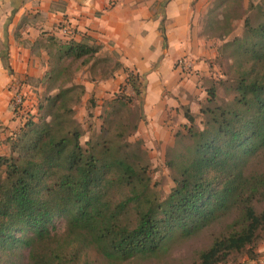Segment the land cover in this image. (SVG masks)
<instances>
[{"label": "trees", "instance_id": "obj_1", "mask_svg": "<svg viewBox=\"0 0 264 264\" xmlns=\"http://www.w3.org/2000/svg\"><path fill=\"white\" fill-rule=\"evenodd\" d=\"M229 1L243 0H220L215 8ZM246 9L242 35L222 44L230 96L218 101L217 85L206 88L201 127L184 110L185 132L174 133L165 159L174 185L164 198L150 186L142 141L120 140L108 117L95 140L80 142L73 106L85 87L73 77L87 63L109 60L99 58L100 45L46 35L40 120L23 116L8 137L9 152L0 154V264H88L90 250L121 264L223 221L188 264H222L244 251L254 257L264 230V207L256 206L264 203V0H248ZM121 67L115 61L112 70ZM125 71V83L135 87L137 75ZM59 217L62 233L50 225Z\"/></svg>", "mask_w": 264, "mask_h": 264}, {"label": "crops", "instance_id": "obj_2", "mask_svg": "<svg viewBox=\"0 0 264 264\" xmlns=\"http://www.w3.org/2000/svg\"><path fill=\"white\" fill-rule=\"evenodd\" d=\"M209 2L0 0V154L8 153V137L22 122L24 110L13 111V93L19 91L23 99L25 95L29 107L42 97L49 67L47 51L40 42L46 35L99 44L98 54L117 56L122 67L116 70L124 74L122 78L129 70L143 79L146 101L151 92L160 93L163 87L180 99L179 89L187 85V79L178 82L181 75L174 68L175 61L187 56L195 69H201L205 61L200 55H214L215 48L198 30L199 16ZM81 84L86 94L89 83Z\"/></svg>", "mask_w": 264, "mask_h": 264}, {"label": "rangeland", "instance_id": "obj_3", "mask_svg": "<svg viewBox=\"0 0 264 264\" xmlns=\"http://www.w3.org/2000/svg\"><path fill=\"white\" fill-rule=\"evenodd\" d=\"M219 1L210 0L201 12L198 22L199 35L215 48L214 55H200L205 61L201 69H195L187 56L179 57L174 63V68L181 75L178 82L183 78L187 79L185 81L187 85L179 89L180 99L171 89L163 87L160 93L151 92L146 101L148 91L146 84H143V79L138 77L135 81L136 89L132 83H125V78L121 77L124 74L121 71L112 70L117 56L110 55L108 52L98 54L99 58H109L108 61L100 59L101 61H98L92 68L90 67L92 62L87 63L73 77V82L89 83L90 86L89 91L82 94L80 101L73 106V117L78 121L82 133L80 142L84 145L85 141L90 138L95 140V137L100 134L103 119L108 117L111 133L120 140L133 142L139 139L142 141L141 155L144 163L147 164L150 186L161 198H164L174 185L165 159L169 148L175 143L174 133L176 131L185 132L187 121L184 117V110L188 108L194 114L196 124L201 127L202 115L199 113V108L206 101V88L211 84L217 85L218 101L226 100L230 96L227 85L230 82L229 64L231 61L227 57L228 51L222 48V44L242 35L243 19L248 14L246 9L248 0H243L241 5L229 1L215 8ZM40 44L44 47L43 41ZM181 60L189 64L187 69L182 70L179 66ZM45 93H47V84L42 97ZM161 94L162 101L159 100ZM115 96H122V100L111 105L110 102ZM127 97L130 99L129 102L124 99ZM90 98L93 103L89 101ZM37 104L33 103V106L29 107L25 103L24 95L18 112L24 110L22 114L26 116L25 118L40 120L41 112L36 110ZM23 116L21 119L24 118ZM133 124L137 125L136 130L132 129ZM5 150L7 151V148ZM256 206L260 209L264 207V203H258ZM224 223L225 221L211 225L191 238L177 240L168 246L166 251L158 255L148 258L135 257L121 264L191 263L196 260L198 251L209 245L214 234H218L224 228ZM50 225H53L52 229L57 233H62L65 229V221L60 217L55 218ZM260 234L261 238L252 247L253 258H249L244 251L222 264H250L251 261H254L253 264H262L260 262L264 261V230ZM86 257L88 264H107L94 250L88 251Z\"/></svg>", "mask_w": 264, "mask_h": 264}, {"label": "built area", "instance_id": "obj_4", "mask_svg": "<svg viewBox=\"0 0 264 264\" xmlns=\"http://www.w3.org/2000/svg\"><path fill=\"white\" fill-rule=\"evenodd\" d=\"M179 66H181V68L183 70V69H187L189 67V64L185 60H181L179 62ZM22 100H23L22 94L19 91L14 92L12 95V98H11L12 108L20 107ZM260 263L264 264V261H262Z\"/></svg>", "mask_w": 264, "mask_h": 264}]
</instances>
